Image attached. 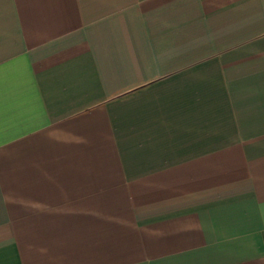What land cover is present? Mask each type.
Returning a JSON list of instances; mask_svg holds the SVG:
<instances>
[{
	"label": "crops",
	"instance_id": "1",
	"mask_svg": "<svg viewBox=\"0 0 264 264\" xmlns=\"http://www.w3.org/2000/svg\"><path fill=\"white\" fill-rule=\"evenodd\" d=\"M0 264H264V0H0Z\"/></svg>",
	"mask_w": 264,
	"mask_h": 264
}]
</instances>
